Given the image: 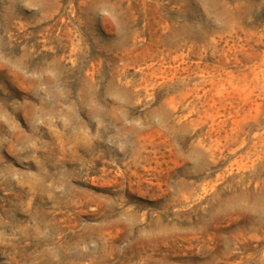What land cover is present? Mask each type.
Segmentation results:
<instances>
[{
	"label": "rangeland",
	"instance_id": "1",
	"mask_svg": "<svg viewBox=\"0 0 264 264\" xmlns=\"http://www.w3.org/2000/svg\"><path fill=\"white\" fill-rule=\"evenodd\" d=\"M105 2L0 0V264H264V0Z\"/></svg>",
	"mask_w": 264,
	"mask_h": 264
},
{
	"label": "clouds",
	"instance_id": "2",
	"mask_svg": "<svg viewBox=\"0 0 264 264\" xmlns=\"http://www.w3.org/2000/svg\"><path fill=\"white\" fill-rule=\"evenodd\" d=\"M82 4L86 12H89V13L93 11L95 12V15H92V14L87 15L85 17V21L93 29V31L96 33L98 37L102 36V32H101L102 26L100 24L101 18L108 17L112 19L113 21H115L116 16L120 15V13H117L114 11V9L118 7V5H112V4L106 3L105 0H82ZM45 6L47 5L41 4V5H38L37 7H45ZM105 9H108V11H105ZM32 158L33 157H29V159H32ZM15 163H17L22 168L29 167V165H27L23 160L15 161ZM44 163L50 164L51 161H44ZM69 178L72 180H79L80 174L74 172L72 175H70ZM107 194L110 196H118L121 193L117 191V192H108ZM124 195L127 196V192H125ZM128 199L130 202L135 200L134 197H128ZM125 238L129 240H134V235L127 236Z\"/></svg>",
	"mask_w": 264,
	"mask_h": 264
}]
</instances>
